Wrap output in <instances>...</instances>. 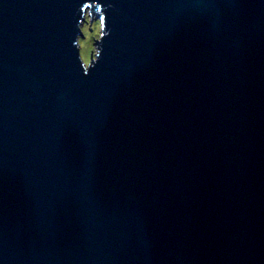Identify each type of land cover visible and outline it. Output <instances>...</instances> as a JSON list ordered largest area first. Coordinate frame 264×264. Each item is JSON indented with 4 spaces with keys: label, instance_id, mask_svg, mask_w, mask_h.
Instances as JSON below:
<instances>
[{
    "label": "water",
    "instance_id": "water-1",
    "mask_svg": "<svg viewBox=\"0 0 264 264\" xmlns=\"http://www.w3.org/2000/svg\"><path fill=\"white\" fill-rule=\"evenodd\" d=\"M0 264H264V0H0Z\"/></svg>",
    "mask_w": 264,
    "mask_h": 264
},
{
    "label": "clouds",
    "instance_id": "clouds-1",
    "mask_svg": "<svg viewBox=\"0 0 264 264\" xmlns=\"http://www.w3.org/2000/svg\"><path fill=\"white\" fill-rule=\"evenodd\" d=\"M94 7H95V10H96V13H99V23L96 26V35H97V38L99 39V41H101L102 38L108 34V32L106 31V19H105L106 16L101 11V7L102 6L100 4L97 3V4L94 5ZM74 43L77 46V39H76V41ZM100 54H101V49L97 47L96 52H95V60H94V62L96 60H98V58L100 57ZM94 62L91 64L90 67L93 66ZM82 67H83L85 73H87V71L90 68V67H86L85 65H82Z\"/></svg>",
    "mask_w": 264,
    "mask_h": 264
}]
</instances>
